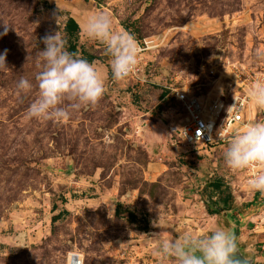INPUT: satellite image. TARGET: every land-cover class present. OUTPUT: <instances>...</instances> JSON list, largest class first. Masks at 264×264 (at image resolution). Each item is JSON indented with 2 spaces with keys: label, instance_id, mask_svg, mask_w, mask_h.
Masks as SVG:
<instances>
[{
  "label": "rangeland",
  "instance_id": "374dc122",
  "mask_svg": "<svg viewBox=\"0 0 264 264\" xmlns=\"http://www.w3.org/2000/svg\"><path fill=\"white\" fill-rule=\"evenodd\" d=\"M99 12L141 43L157 40L138 56L139 79L114 81L105 45L85 37ZM0 20L11 26L0 38V264H68L72 254L81 264H175L150 235L216 227L237 237L243 263L264 264V199L227 168L224 148L213 159L179 144L184 112L170 96L227 100L231 83L264 74V0H0ZM59 30L101 72L105 93L66 121L28 119L37 89L17 83L35 85L41 40Z\"/></svg>",
  "mask_w": 264,
  "mask_h": 264
},
{
  "label": "clouds",
  "instance_id": "9594fccd",
  "mask_svg": "<svg viewBox=\"0 0 264 264\" xmlns=\"http://www.w3.org/2000/svg\"><path fill=\"white\" fill-rule=\"evenodd\" d=\"M10 28L0 20V29H3L0 38L6 36ZM83 33L87 39L105 45L114 81L127 79L137 69L140 48L135 36L115 30L109 14L90 15L84 22ZM41 42L44 47L38 54L40 71L35 76V85L26 77H21L17 83L20 93L37 89V97L27 109V118L66 121L83 107L98 104L106 84L97 67L68 51L60 30L46 34ZM7 55V50L0 53V70H9ZM257 59H264V53H258ZM248 95L258 107L264 108V82H257ZM223 159L228 169L237 172L264 163V123L248 124L234 133L224 148ZM247 183L251 190L264 192V172L248 178ZM150 237L161 240L158 254L174 258L175 264H242L237 237L223 227H216L205 235L164 239L160 231Z\"/></svg>",
  "mask_w": 264,
  "mask_h": 264
},
{
  "label": "built area",
  "instance_id": "2783aa9c",
  "mask_svg": "<svg viewBox=\"0 0 264 264\" xmlns=\"http://www.w3.org/2000/svg\"><path fill=\"white\" fill-rule=\"evenodd\" d=\"M155 41L157 40L150 39L144 43L137 41L140 48L139 55L156 48ZM138 72L137 68L132 73L133 80L139 79ZM211 74L214 72L211 71ZM232 74L233 78L238 77L234 70H232ZM147 82L150 84L148 80ZM257 82H264L263 73L256 74L254 78L249 75L246 79L236 80L231 83V88L236 89V92L227 100L223 99L224 91L217 99L211 98V95L195 96L193 93L189 94L186 89H176L174 93H170L171 98L184 112L183 125L177 131L180 138L179 144L195 146L197 154L201 156L216 157L217 148H225L234 133L248 124L264 123V108L258 107L248 95L249 90ZM225 93L227 92L225 91ZM234 105L235 107H233ZM242 171L246 175L245 183L248 185V178L259 172H264V163L253 164ZM246 188L250 189L249 185ZM259 192H252V197L261 194L260 198L264 199V192ZM68 264H81V261L75 254H72Z\"/></svg>",
  "mask_w": 264,
  "mask_h": 264
},
{
  "label": "crops",
  "instance_id": "0c3cea01",
  "mask_svg": "<svg viewBox=\"0 0 264 264\" xmlns=\"http://www.w3.org/2000/svg\"><path fill=\"white\" fill-rule=\"evenodd\" d=\"M183 153H184V152H183ZM212 158H213V157H212ZM213 159H214V158H213ZM189 185H191V184H190V183H188L187 185H185V184H183V183L180 184L181 187H188ZM252 199H253V200H256L255 197H252ZM239 258H240V257H239ZM245 260L248 261V262L250 261V260L247 259V258H246ZM258 261H259V259H258ZM242 264H245V263L242 262ZM247 264H248V263H247Z\"/></svg>",
  "mask_w": 264,
  "mask_h": 264
}]
</instances>
